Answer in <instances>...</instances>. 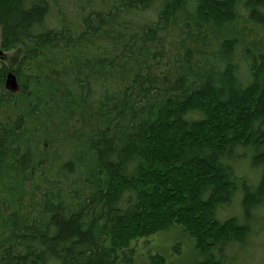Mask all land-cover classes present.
<instances>
[{"label": "trees", "instance_id": "16d2710c", "mask_svg": "<svg viewBox=\"0 0 264 264\" xmlns=\"http://www.w3.org/2000/svg\"><path fill=\"white\" fill-rule=\"evenodd\" d=\"M0 50V264L264 249V0H0Z\"/></svg>", "mask_w": 264, "mask_h": 264}, {"label": "rangeland", "instance_id": "374dc122", "mask_svg": "<svg viewBox=\"0 0 264 264\" xmlns=\"http://www.w3.org/2000/svg\"><path fill=\"white\" fill-rule=\"evenodd\" d=\"M256 42V41H255ZM3 57V51L0 50V58ZM246 164L243 165V168L241 169V172L243 175L254 176V173L251 172ZM258 173V172H257ZM256 173V175H257ZM238 211V209H237ZM261 237L264 236V234L260 235ZM182 234L177 231H171L162 237L154 239V242L152 243V247L150 249L151 254L153 253H159L162 256H165V254L168 253V256H165L166 264H194L197 259L195 255L193 254L191 247L189 244H186V242H183ZM180 240H182L181 244V251L180 255H174L173 254V247L177 244ZM264 241V237L260 240ZM150 244V243H149ZM257 253H254V257L248 258V253L253 252L251 250H240L238 252V260L235 261V264H264V249L258 248L256 249ZM172 252V253H171ZM140 255V254H139ZM140 259V256H135L134 261Z\"/></svg>", "mask_w": 264, "mask_h": 264}, {"label": "water", "instance_id": "95a60500", "mask_svg": "<svg viewBox=\"0 0 264 264\" xmlns=\"http://www.w3.org/2000/svg\"><path fill=\"white\" fill-rule=\"evenodd\" d=\"M8 79L10 80V84H11L12 88H16V83L14 81V75L13 74H10L8 76Z\"/></svg>", "mask_w": 264, "mask_h": 264}, {"label": "flooded vegetation", "instance_id": "af4514ba", "mask_svg": "<svg viewBox=\"0 0 264 264\" xmlns=\"http://www.w3.org/2000/svg\"><path fill=\"white\" fill-rule=\"evenodd\" d=\"M1 59L3 60V57H1L0 60H1Z\"/></svg>", "mask_w": 264, "mask_h": 264}]
</instances>
